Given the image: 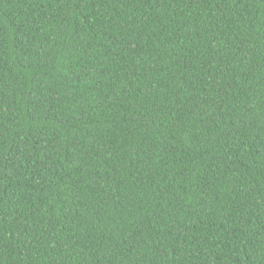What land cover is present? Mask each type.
Here are the masks:
<instances>
[{
    "label": "trees",
    "instance_id": "obj_1",
    "mask_svg": "<svg viewBox=\"0 0 264 264\" xmlns=\"http://www.w3.org/2000/svg\"><path fill=\"white\" fill-rule=\"evenodd\" d=\"M0 264H264V0H0Z\"/></svg>",
    "mask_w": 264,
    "mask_h": 264
}]
</instances>
